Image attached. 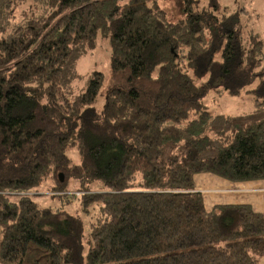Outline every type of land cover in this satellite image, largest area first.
<instances>
[{"label": "trees", "instance_id": "obj_1", "mask_svg": "<svg viewBox=\"0 0 264 264\" xmlns=\"http://www.w3.org/2000/svg\"><path fill=\"white\" fill-rule=\"evenodd\" d=\"M0 0V264H259L264 212L207 210L196 177L264 180L263 43L180 0ZM106 39L104 77L69 97L77 63ZM219 52V58L216 56ZM253 89L255 109L207 111L210 92ZM60 174L64 175L61 182ZM104 218L40 207V196Z\"/></svg>", "mask_w": 264, "mask_h": 264}, {"label": "rangeland", "instance_id": "obj_2", "mask_svg": "<svg viewBox=\"0 0 264 264\" xmlns=\"http://www.w3.org/2000/svg\"><path fill=\"white\" fill-rule=\"evenodd\" d=\"M162 6L172 15L174 19H179L182 16V5L180 0H167L163 2ZM199 9L211 10L218 17H228L221 25L216 26L211 30L209 38L214 41L220 39L221 32H226L232 29L234 26H239L245 43L249 46L256 42L263 43L264 51V0H204ZM217 58H219V52H216ZM264 61V56H263ZM264 64V63H263ZM76 70L78 77L71 83V89L69 90V97L73 98L77 94L86 89L89 78L92 73L100 72L104 77V84L96 103L97 108H101L104 104V93L109 87L111 82V48L106 39L99 38L96 48L89 54L82 57L76 64ZM259 83V79H256L254 83L247 88L243 93L238 96H230L224 92H210L205 99V105L207 111L215 115L235 116L248 114L255 109V96L253 89ZM197 188L203 190L205 203L207 205L215 202L228 203L236 200L243 199L250 201L252 195H230L225 191L233 184H264L263 179L245 181V182H231L213 175L201 174L196 177ZM259 193H261L259 191ZM236 194V193H235ZM263 196L257 198L264 205V193ZM36 203L40 207H50L53 209H63L73 215L78 216L85 224L87 232L89 225L92 222L98 223L103 221V217L99 213L85 214L81 211V206L75 200L74 193H68L67 203H62L57 198H50L47 196H40L36 199ZM254 210L260 211L256 206ZM259 264H264V257L260 260Z\"/></svg>", "mask_w": 264, "mask_h": 264}, {"label": "crops", "instance_id": "obj_3", "mask_svg": "<svg viewBox=\"0 0 264 264\" xmlns=\"http://www.w3.org/2000/svg\"><path fill=\"white\" fill-rule=\"evenodd\" d=\"M197 184V183H196ZM224 185H231L230 188H227L225 191H228L227 194H230V195H244L246 196L247 194H250L252 195V199H250V201H245L243 199H240V200H236L234 202H228V203H221V202H215L213 204H210V205H207L205 203V206L207 208V210L211 211L216 205H222V204H230V205H234V204H244V205H250L253 207H257L259 208L260 211H256V212H259V213H263L264 212V205H262L261 201L257 198L258 196L262 197L264 193V184L263 183H256V184H237L235 186H232L233 184H224ZM197 190L199 192H202L203 193V190L202 189H199L197 188ZM259 191L261 193H259ZM236 193V194H235ZM204 196V195H203ZM205 200V198H204Z\"/></svg>", "mask_w": 264, "mask_h": 264}, {"label": "water", "instance_id": "obj_4", "mask_svg": "<svg viewBox=\"0 0 264 264\" xmlns=\"http://www.w3.org/2000/svg\"><path fill=\"white\" fill-rule=\"evenodd\" d=\"M59 177L61 179V182H64V175L63 174H60Z\"/></svg>", "mask_w": 264, "mask_h": 264}]
</instances>
